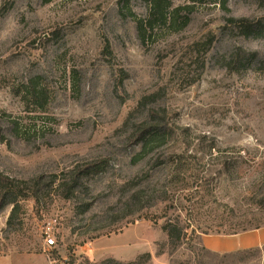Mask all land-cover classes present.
<instances>
[{
	"label": "rangeland",
	"instance_id": "rangeland-1",
	"mask_svg": "<svg viewBox=\"0 0 264 264\" xmlns=\"http://www.w3.org/2000/svg\"><path fill=\"white\" fill-rule=\"evenodd\" d=\"M145 13L143 0H0V198L17 202L10 222L13 204L0 206V264L144 252V264H168L151 217L175 205L201 237L264 223V0L197 4L179 13L184 26L142 38ZM230 17L257 31L244 36ZM238 46L257 57L234 70ZM30 79L38 108L23 100ZM148 117L164 137L134 158L132 129ZM182 152L192 157L180 170L159 164ZM151 184L165 198L133 204Z\"/></svg>",
	"mask_w": 264,
	"mask_h": 264
},
{
	"label": "trees",
	"instance_id": "trees-1",
	"mask_svg": "<svg viewBox=\"0 0 264 264\" xmlns=\"http://www.w3.org/2000/svg\"><path fill=\"white\" fill-rule=\"evenodd\" d=\"M145 3V17L136 20V28L140 37L150 36L154 29L159 30L161 28H171L176 30L178 22H181V27L184 26L188 18L185 17L183 21H179V13L185 11L187 14L195 10L197 4L212 3L217 4L221 9L226 10L229 0H188L187 3L182 5L174 6L171 0H143ZM186 16V15H185ZM181 20V19H180ZM229 20L238 21L241 24V34L244 36L253 35L257 29H251L244 21V18L230 17ZM257 57V53L254 51H246L242 47H236L235 51L230 56V63L234 70L241 68H248L251 66L254 59ZM22 96L26 105L31 104L32 108H38L42 106L43 92L40 87H37L33 79H30L26 83H23ZM144 118L137 121L136 125L132 129V138L134 144L138 146V150L134 154V158L145 155L150 151L155 144L161 143L164 132L162 131L161 125L153 123V118L148 117V120ZM124 125L127 124V118L125 119ZM190 153H177L170 158L168 161H160L159 164H174L177 170H180L183 163L187 158H191ZM168 188L161 186L156 187V184H151V187H147L144 191H136L132 194L133 204L138 205L142 197H147V206L152 202H156L158 199L163 200V197L167 193ZM159 192L160 194H157ZM12 203L13 207L8 217V222L11 221L16 208L17 202L12 199L6 201ZM3 197L0 198V206L6 203ZM144 204V203H143ZM173 204V203H171ZM259 211L264 210V201L259 203ZM144 205H139L138 208H142ZM178 210L173 213H169L166 208L159 215H154L151 218L153 222L162 220L160 228L165 233V241L156 243L157 254H166L168 257V264H264V244L261 246H254L244 249H238L229 252H215L207 249L201 240V233L191 227L185 218H182L179 213V207L175 205L173 207ZM148 218L147 215L144 216ZM264 223H257L250 225L252 228H259ZM151 259L149 252H144L130 262H121L112 257H107L99 261L98 263L90 264H144Z\"/></svg>",
	"mask_w": 264,
	"mask_h": 264
},
{
	"label": "crops",
	"instance_id": "crops-1",
	"mask_svg": "<svg viewBox=\"0 0 264 264\" xmlns=\"http://www.w3.org/2000/svg\"><path fill=\"white\" fill-rule=\"evenodd\" d=\"M203 245L215 252H229L264 244V226L232 235H210L201 237Z\"/></svg>",
	"mask_w": 264,
	"mask_h": 264
},
{
	"label": "built area",
	"instance_id": "built-area-1",
	"mask_svg": "<svg viewBox=\"0 0 264 264\" xmlns=\"http://www.w3.org/2000/svg\"><path fill=\"white\" fill-rule=\"evenodd\" d=\"M50 230H51V227L49 225H47L45 228V233L48 235V237L46 238V241H45L47 247H52L55 245V240H54L52 234H48V231L50 232Z\"/></svg>",
	"mask_w": 264,
	"mask_h": 264
}]
</instances>
